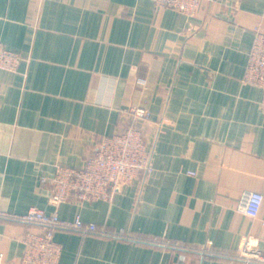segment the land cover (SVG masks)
Segmentation results:
<instances>
[{
    "label": "crops",
    "instance_id": "crops-1",
    "mask_svg": "<svg viewBox=\"0 0 264 264\" xmlns=\"http://www.w3.org/2000/svg\"><path fill=\"white\" fill-rule=\"evenodd\" d=\"M255 26L264 0H202L192 16L153 0H0V41L21 57L0 69V211L138 237L59 229L57 264H258L235 258L243 235H264V200L256 219L236 209L264 194V88L242 82ZM135 105L150 113L151 173L110 200L50 204L38 177L82 167ZM26 228L0 217L2 264H19Z\"/></svg>",
    "mask_w": 264,
    "mask_h": 264
},
{
    "label": "built area",
    "instance_id": "built-area-1",
    "mask_svg": "<svg viewBox=\"0 0 264 264\" xmlns=\"http://www.w3.org/2000/svg\"><path fill=\"white\" fill-rule=\"evenodd\" d=\"M202 0H153L155 5L175 9L187 16L196 13ZM254 38L242 76V82L259 85L264 88V32L259 26L254 27ZM20 55L6 48L0 41V69L15 71ZM122 130L110 135H102L85 156L80 168L58 165L51 178L38 177L40 183L50 185L48 202L54 206L69 197L81 200L106 199L122 190L123 186L141 177L145 178L152 171V153L147 148L143 123L149 120L150 113L141 105L129 107L122 114ZM189 174H194L189 171ZM264 200L259 191H244L237 202L236 209L256 219ZM0 217L11 218L20 223L36 226L35 230L26 228L21 235L24 251L19 264H57L61 246L54 239V232L63 230L78 231L82 235L96 233L122 239L137 240V236L119 228L107 231L94 222H84L79 216L63 219L56 212L47 213L42 208L31 205L22 214H8L0 211ZM264 225V215L260 218ZM173 249L175 244L152 240ZM200 252L213 254L214 249L207 247ZM235 258L245 263L264 264V235L246 234L240 239L235 251ZM3 256L0 252V264Z\"/></svg>",
    "mask_w": 264,
    "mask_h": 264
}]
</instances>
